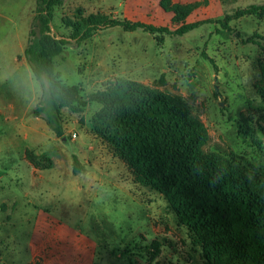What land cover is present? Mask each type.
Returning a JSON list of instances; mask_svg holds the SVG:
<instances>
[{
    "label": "rangeland",
    "instance_id": "obj_1",
    "mask_svg": "<svg viewBox=\"0 0 264 264\" xmlns=\"http://www.w3.org/2000/svg\"><path fill=\"white\" fill-rule=\"evenodd\" d=\"M263 4L66 0L53 29L69 35L65 19L101 13L175 30ZM175 5L192 10L177 18ZM36 7L37 0H0V264H210L214 254L218 264H235L223 239L204 250L165 196L139 182L103 139L97 97L125 85L174 100L206 126L205 150L228 162L240 186L264 195V51L249 42L264 37V18L233 20L230 29L212 22L163 41L115 27L68 46L55 71L80 92L60 109L57 132L39 112L49 81L34 76L25 56Z\"/></svg>",
    "mask_w": 264,
    "mask_h": 264
},
{
    "label": "trees",
    "instance_id": "obj_2",
    "mask_svg": "<svg viewBox=\"0 0 264 264\" xmlns=\"http://www.w3.org/2000/svg\"><path fill=\"white\" fill-rule=\"evenodd\" d=\"M65 1L37 0L25 50L34 76L49 81L39 112L57 132L61 126L60 109L73 106L72 98L80 92L77 86H64L61 74L55 71V59L68 46H79L96 32L115 27L128 32L142 30L163 41L165 35L183 36L212 22L230 29L233 20L247 16L264 18V4L251 5L222 19L183 23L170 30L97 13L77 22L65 19L69 35H56L53 13ZM170 9L180 18L190 14L192 7L175 5ZM255 37L264 40L258 34ZM255 37L249 42L264 51V45ZM97 100L103 105L95 116L97 124L103 127L99 134L116 148L139 182L157 188L165 196L180 223L195 235L204 250L220 238L229 246L235 264H264V195L240 186L228 162L205 150L210 136L198 117L162 94L125 85L112 87ZM243 135L249 133L243 131ZM252 137L262 148L263 141L256 135ZM208 260L218 264L220 256L214 254Z\"/></svg>",
    "mask_w": 264,
    "mask_h": 264
}]
</instances>
